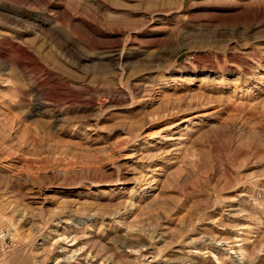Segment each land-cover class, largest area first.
I'll return each mask as SVG.
<instances>
[{
  "label": "rangeland",
  "instance_id": "1",
  "mask_svg": "<svg viewBox=\"0 0 264 264\" xmlns=\"http://www.w3.org/2000/svg\"><path fill=\"white\" fill-rule=\"evenodd\" d=\"M0 226V264H264V0H0Z\"/></svg>",
  "mask_w": 264,
  "mask_h": 264
},
{
  "label": "built area",
  "instance_id": "2",
  "mask_svg": "<svg viewBox=\"0 0 264 264\" xmlns=\"http://www.w3.org/2000/svg\"><path fill=\"white\" fill-rule=\"evenodd\" d=\"M15 246V238L11 230L0 226V252L6 253Z\"/></svg>",
  "mask_w": 264,
  "mask_h": 264
},
{
  "label": "bare ground",
  "instance_id": "3",
  "mask_svg": "<svg viewBox=\"0 0 264 264\" xmlns=\"http://www.w3.org/2000/svg\"><path fill=\"white\" fill-rule=\"evenodd\" d=\"M7 229H9V228H7ZM64 239H65V238H64ZM64 239L62 238L61 240H64ZM61 240H60V241H61ZM61 249L63 250L64 247L62 246ZM241 250H242V249H241ZM64 251H65V249H64ZM239 251H240V250H239ZM71 253H72V252H71ZM237 253H238V252H237ZM62 260H63V259H62ZM65 260H66V259H65ZM65 260H63V262H65ZM61 263H62V262H61Z\"/></svg>",
  "mask_w": 264,
  "mask_h": 264
}]
</instances>
